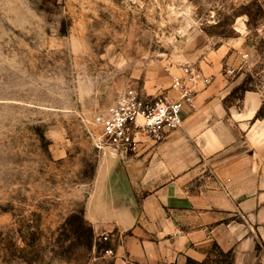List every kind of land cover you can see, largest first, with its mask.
I'll list each match as a JSON object with an SVG mask.
<instances>
[{"label": "rangeland", "instance_id": "rangeland-1", "mask_svg": "<svg viewBox=\"0 0 264 264\" xmlns=\"http://www.w3.org/2000/svg\"><path fill=\"white\" fill-rule=\"evenodd\" d=\"M193 28L249 42L225 72L264 95V0H0V264H112L85 218L115 153L101 119L130 87L169 93L158 80ZM230 261L213 247L189 264Z\"/></svg>", "mask_w": 264, "mask_h": 264}, {"label": "crops", "instance_id": "crops-1", "mask_svg": "<svg viewBox=\"0 0 264 264\" xmlns=\"http://www.w3.org/2000/svg\"><path fill=\"white\" fill-rule=\"evenodd\" d=\"M239 43L213 46L201 29L188 30L171 60L213 78L198 87L196 109L155 146L107 158L85 218L117 233L112 264L201 263L213 247L232 264H264V95L233 93L244 73L230 76L225 64L253 47ZM175 73L158 81L169 89Z\"/></svg>", "mask_w": 264, "mask_h": 264}, {"label": "built area", "instance_id": "built-area-1", "mask_svg": "<svg viewBox=\"0 0 264 264\" xmlns=\"http://www.w3.org/2000/svg\"><path fill=\"white\" fill-rule=\"evenodd\" d=\"M171 67L179 73L171 75V89L176 96L168 92L145 94L130 87L120 94L108 107L101 119V141L112 148L120 158H128L139 153L144 147H153L163 141L170 131L182 126L184 113L196 109V95L200 85L212 82L211 76L191 62L176 63ZM233 68L228 69L232 73ZM117 233L102 231L98 238L105 243L114 240ZM105 253L112 255L113 249L106 248Z\"/></svg>", "mask_w": 264, "mask_h": 264}, {"label": "trees", "instance_id": "trees-1", "mask_svg": "<svg viewBox=\"0 0 264 264\" xmlns=\"http://www.w3.org/2000/svg\"><path fill=\"white\" fill-rule=\"evenodd\" d=\"M244 91V90H246L245 88H243V87H237L234 91H233V93H236V92H238V91ZM262 113L260 112L259 113V115H261ZM220 251V250H219ZM222 254H225V255H227V256H231L230 255V253L228 252V253H223L222 251H220ZM191 260H189V262H190ZM230 264H232V262L230 261Z\"/></svg>", "mask_w": 264, "mask_h": 264}]
</instances>
